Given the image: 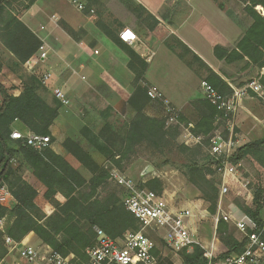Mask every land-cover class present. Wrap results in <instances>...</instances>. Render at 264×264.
<instances>
[{"label": "crops", "instance_id": "crops-1", "mask_svg": "<svg viewBox=\"0 0 264 264\" xmlns=\"http://www.w3.org/2000/svg\"><path fill=\"white\" fill-rule=\"evenodd\" d=\"M82 1L86 5L84 10H80L69 0H36L25 12L23 21L49 50L48 57L37 67V75L51 72L47 83H42L40 93L50 105L60 106L59 115L51 126L52 136L56 138V143L51 146L87 179L92 174L87 176L81 164L63 145L65 139L72 137L70 128L66 127L60 134L59 125L63 122L68 126L70 113L79 108L90 116L81 119L82 126H90L96 133L87 124L91 121V114L102 117L108 113L113 116L125 114V117L133 114L134 108L129 103V98L137 85L135 72L130 67L132 57L129 51H134L147 63L139 84L160 91L191 128L199 120L193 102L205 99L202 81L207 80L211 71L220 75L230 88L231 85H244L236 84L235 76L228 69L230 66H237L242 70L251 66H246V61L226 63L225 60L218 59L214 52L216 45L228 49L237 48L239 40L252 24L250 22L247 25L249 27L242 29L236 12L233 13L228 8L232 3L236 4L235 0ZM240 3L242 0L237 3V13H240ZM125 28L137 34L134 43H127L120 38V33ZM9 54L13 57L11 52ZM1 82L5 83L3 79ZM22 89L19 84L14 86L12 92L19 95ZM56 90L63 91L69 97V105L61 103L55 96ZM150 102L159 104L163 112H166L167 108L162 100L153 99ZM233 124L237 149L264 139V102L253 92L244 96L242 107L233 117ZM82 126L79 135L87 140ZM14 129L26 132L18 122ZM193 139L196 140V137L193 136ZM80 144L85 150H89L99 164L105 162L100 151L92 152L86 147L88 145L93 149L88 141H81ZM234 165L237 169L236 180L242 186V181L251 180L257 189H264V163L248 155ZM192 194L186 197L182 207L173 208L195 209L204 216L207 212L206 207L201 210L204 200L198 192ZM169 200L171 202V197ZM16 202L11 194L5 205L11 208ZM198 216L200 215L194 218ZM3 217L6 227L9 218L7 215ZM193 222L192 219L191 229L196 235L197 228L192 227ZM34 239L39 241L35 233L30 232L18 243L30 245L28 241ZM204 242L208 245L205 239ZM159 247L162 250L161 256L165 257L166 246ZM173 253L175 256L179 255Z\"/></svg>", "mask_w": 264, "mask_h": 264}, {"label": "trees", "instance_id": "trees-1", "mask_svg": "<svg viewBox=\"0 0 264 264\" xmlns=\"http://www.w3.org/2000/svg\"><path fill=\"white\" fill-rule=\"evenodd\" d=\"M30 1L26 10L36 0ZM243 1L246 4L245 11L253 19L252 24L239 40L237 48L228 49L216 45L214 52L218 59L225 60L226 63L246 61V66L259 69L264 66V16L255 9V6L261 5L264 8V0ZM11 2L12 0H0V21L4 23L0 39L5 48L12 53L15 61L23 65L39 50L42 40L23 20H20L11 10H7ZM129 53L132 57L130 67L135 72V84L137 85L134 94L129 98V103L136 108L137 114L125 123V128H120L113 123L106 125L108 130L116 132L113 138L122 144V149L113 151L103 141L102 134L91 132L87 138L110 162L109 166H102L72 139L67 138L63 143L67 151L91 172L90 179H87L68 159L52 148V139L48 146L39 150L28 145L26 138L11 136L15 130V123L18 122L26 132L52 137L51 126L59 115L60 106L50 105L41 95L42 81L39 75L32 74L23 81L21 84L23 89L19 95L12 92L14 86L8 88L0 79V187L4 183L7 184L6 181H10L11 189L9 190L17 201L16 205L11 208L0 203V217L9 212L13 218L9 225L0 229V259L4 258L9 251L5 246L7 236L16 242H21L30 232H34L44 244L62 255H75L84 261L87 260V250L96 243L95 227L103 229L111 238L122 237L129 230L139 229L138 220L126 208L122 197L116 192H110L102 197L100 188L107 183L112 169L118 166L120 169L123 167L122 161L127 159L134 145L148 141L158 148L169 146L172 144L171 139L178 137L180 124L168 130L165 128L167 117L159 118L146 114V106L151 101L149 88L139 83L143 79L147 63L134 51H129ZM3 62L0 57V75ZM207 81L219 92L231 91L227 82L214 71L209 73ZM261 82L264 84V77L261 78ZM193 104L199 114V120L192 131L195 135H203L204 141L209 145L207 135L214 128L218 110L206 98L196 100ZM178 120L179 122L184 121L181 114ZM183 148L195 157L201 151V146L193 148L183 146ZM18 155H21L22 162L31 169L32 174L45 188L44 192H40L16 174L13 160ZM248 155L264 163V139L240 146L230 160L237 164ZM166 162L170 163L168 160ZM170 164L176 166L175 163ZM214 165V158L208 156L203 163L192 159L178 166L190 183L200 187L210 204L209 212L212 214L217 212L220 194V188L216 186L214 180L208 177L216 171ZM153 183L159 184V188L163 185L161 180L154 178L148 183L142 180L138 186L148 188L146 184L152 186ZM229 183L230 187L239 188V183L235 180L232 179ZM84 188H89V191L83 192ZM240 192L242 193L243 190L237 191V193ZM263 196L264 189L258 188L253 200L254 209L236 203L234 208L237 211L251 214L259 220L260 201ZM228 226L229 223L224 220L217 225L218 233L226 235L222 238L226 250L220 252L217 255L218 258L240 253L247 244V238H237L232 233L228 234ZM161 251L159 249L157 253ZM204 253V248L198 244H193L191 250L184 248L178 252L182 264H208V258ZM163 263L172 264L168 262V257L161 256L160 264Z\"/></svg>", "mask_w": 264, "mask_h": 264}, {"label": "built area", "instance_id": "built-area-1", "mask_svg": "<svg viewBox=\"0 0 264 264\" xmlns=\"http://www.w3.org/2000/svg\"><path fill=\"white\" fill-rule=\"evenodd\" d=\"M80 10H84L86 5L82 0H69ZM264 15V12H262ZM120 38L127 43H134L137 34L125 28L120 33ZM49 50L46 44H41L39 50L24 63V68L31 74L37 75L38 65L48 57ZM51 73H44L40 79L46 84ZM264 77V66L261 68L258 77L247 81L242 86L231 85L228 93L219 92L207 80L202 81V89L206 99L216 106L218 114L217 122L224 120L226 131L215 129L209 137V152L215 160L214 168L221 179L220 194L216 215L214 220L216 225L221 220L234 224L243 238H247V244L240 253L231 254L225 258H218L215 245L202 244L206 250L205 256L208 264H264V196L261 199L260 219L235 208H224V198L229 192L228 179L230 176L237 178L236 166L230 160L237 149L235 140V126L233 117L242 107L244 96L253 92L264 101V84L261 78ZM149 96L152 99L162 100L166 106L167 122H177L179 111L172 106L163 94L155 88H150ZM55 96L62 104L70 102L69 97L60 90L55 91ZM228 135H225V133ZM13 138H26L27 144L43 149L49 145L51 137L49 135L36 134L33 132H22L14 130L11 134ZM203 135H198L197 140L203 139ZM111 178L125 189L127 195L124 199L126 208L135 216L139 223L138 230H129L122 237L111 238L103 229L95 227L96 243L87 250V260L75 255L64 256L60 252L47 247L44 255L48 264H160L162 253H157L158 245L151 237L152 232H164L166 248L178 253L180 250L193 244H199L194 237L190 221L196 215H201V211L195 209H175L164 194H158L148 188H140L133 180L127 178L118 169L111 170ZM249 181H242L243 186H247ZM11 192L6 183L0 187V203L5 204ZM198 210V209H197ZM0 228L4 229V217H0ZM6 242L12 249H17L20 256L34 262L38 259L39 252L32 245H22L14 241L10 236L6 237Z\"/></svg>", "mask_w": 264, "mask_h": 264}, {"label": "rangeland", "instance_id": "rangeland-1", "mask_svg": "<svg viewBox=\"0 0 264 264\" xmlns=\"http://www.w3.org/2000/svg\"><path fill=\"white\" fill-rule=\"evenodd\" d=\"M236 4H231L229 5L230 10L232 12H236V15L239 17V22L241 24L242 29H246L247 25H249L250 22H253V19L251 16L245 11V3L242 0V3H240V13H237V3H239L240 0H235ZM30 0H12L11 4L7 6V10H11L14 14L17 15V17L20 18V20H23L24 14L27 11L26 7L30 4ZM229 2V1H228ZM261 6V5H258ZM258 6H255V9L262 15H263V10L259 9ZM31 7V6H30ZM231 13V11H230ZM232 14V13H231ZM7 18V16H5ZM1 20V18H0ZM4 26V23H1L0 21V38L3 32L1 31V28ZM4 35L7 36V33L4 32ZM43 44V43H42ZM11 55L9 54L7 48L3 46L1 39H0V57L4 61L3 67H2V75H0V79L4 80V84L9 88L12 86H17L19 84H22L23 81L27 80L32 74L29 73L25 68L24 64L20 65V63L16 62L14 57H10ZM241 66V65H240ZM229 72L232 73L233 76H235V81L236 84L241 85L245 84L247 81L258 77L260 74V70L257 69L256 67H249L245 69H239L237 66H230L229 67ZM45 73H51V72H45ZM42 75H39L41 77ZM148 88V86H147ZM153 101V99H151ZM262 102H264L262 100ZM65 105V104H64ZM66 105H69L66 104ZM145 112L149 116H155L159 118H165L167 116V112H163L159 104L149 102L146 106ZM124 113V112H123ZM87 113L84 112L81 108L78 110L75 109V112L72 111L70 113L71 118H69V124L66 126L65 123L62 122L59 125V133L62 134L60 131L66 130V127L70 128L69 133L72 137H69L74 141V143H77L85 152H87L90 156L91 153L89 150H85V148L80 144L81 141L83 142H89L92 146L93 149L90 146L91 151H95L99 149L94 146L91 141L87 138L85 140L84 136L82 137L80 134V128L82 126V118H90L89 115H86ZM137 114L136 108L133 110V114H129L128 117H125V114H120V115H112L110 113L104 115L103 117L98 115V114H91V121L87 123L88 125H91L99 134L103 135V141L107 143L108 146H110L113 151L114 150H120L122 149V144L117 141L113 136L116 134V132H112L107 129L106 125L110 124H117L120 128H125L126 122L129 119V121L135 117ZM156 114V115H154ZM166 118V129H170L173 126H177L180 124L179 128V135L176 139H171L172 144L163 148H158L152 144H150L148 141H145L143 143H140L139 145H134L133 148L131 149V152L128 153L127 159L122 161L123 167L120 169L118 167V170L122 174H124L127 178H130L133 180L137 185L142 182H149L150 180L157 178L162 181L163 185L161 188H159V184L153 183L152 186L146 184L148 186V189L157 192L158 194H164L165 198L168 200L170 205L172 207H182L183 201L186 199V197L193 195L192 193L198 192L200 194V198L204 200V203H202V208L201 210L207 208V212L204 216H198L193 218L194 222L192 223V227L197 228L196 235H194L195 239L201 243V247H203L202 244H206L204 242V239L208 242L209 244L215 245V250L217 255L220 252H224L226 250V246L223 243L222 238L226 236L224 233H218L217 231V225L214 220L215 214H212L209 212V206L204 193L198 188L196 185L190 183L187 179V177L183 174V172L178 168V166L185 164L189 162L192 159H196L197 161L199 160L201 163H203L204 159H207L208 156L210 157V152H209V145L204 141L205 138L201 140H194L193 136L196 138L195 133L192 131V128L189 126V123H186L185 121H180L177 122H167ZM226 125L227 123L222 120L220 122L214 123V128L213 130L207 135V137H211L215 129H221L226 131ZM22 131V130H20ZM191 131V134H189ZM24 132V131H23ZM82 132L84 133L85 137H88L91 132H94L91 130L90 126H82ZM121 134H123V130H121ZM96 133V132H94ZM83 135V134H82ZM225 135H228L226 132ZM52 136V135H51ZM78 136V137H77ZM74 137H76L74 139ZM80 137V138H79ZM52 139V144L56 143V138L51 137ZM193 139L194 141H191ZM66 140V139H65ZM80 140V141H79ZM64 143V142H63ZM183 146H188V147H195V146H201V151L196 155L191 154L190 151L185 150ZM70 153V152H69ZM73 155V154H72ZM74 156V155H73ZM104 157L105 162L101 164L102 166H109L110 162L107 159L105 155H101ZM75 157V156H74ZM76 158V157H75ZM76 160L81 164L82 170H84L85 174L87 176H91V172L81 163L80 160L76 158ZM107 160V162H106ZM169 161L170 163H175L176 166L171 165L170 163H167L166 161ZM22 157L21 155H18L17 157L14 158L13 164H14V169L16 171V174L20 175L23 177L27 182H29L31 185H33L35 188H37L40 192H44L45 188L40 184V182L37 180V178L32 174L31 169L26 167V165L22 162ZM209 163V161H206V163ZM148 165H153L155 169L151 172L143 173L144 170ZM117 166V165H116ZM236 166V165H235ZM210 179L215 181L216 186L220 188L221 185V179L219 174L217 172H213L208 176ZM13 179V177L11 178ZM236 180V178L230 176L228 179V187H229V192L224 198V208L226 210L229 209V207L234 206V204H240L243 207H249L254 209V196L255 193L257 192V186L254 185V183L250 180L247 186H242L239 182L238 186L239 188L236 187H230V181ZM8 188L11 189L10 181H6ZM161 189V190H160ZM236 189V190H235ZM241 189L243 192L237 193V191ZM84 191H89V188H84L82 190ZM236 191V192H235ZM110 192H116L118 195H120L124 201L127 192L125 189L121 186H119L114 179L110 178L108 179L107 183L100 188V195L102 197L107 196L108 193ZM169 197H171V202L169 200ZM174 204H173V203ZM7 203V202H6ZM5 203V204H6ZM234 203V204H233ZM3 204V205H5ZM235 204V205H236ZM6 206V205H5ZM7 207V206H6ZM9 208V207H8ZM205 211V210H204ZM7 217L9 218L7 225L10 224L11 222V215L9 212H7ZM5 228V226H4ZM1 229V228H0ZM227 233L230 234L232 233L234 236L237 238H242V234L238 231V229L235 227L234 224H229ZM151 237L154 239L156 244L159 246H165V240H164V232H152ZM30 245L34 246L38 252V259L34 262H30L29 260L22 258L19 254V252L15 249L12 250L11 246L7 244L6 239H5V246L8 247L9 251L8 254L0 259V264H48L45 258H41L42 255H44L45 250L47 249L48 245L44 244L40 239L38 240H30L28 241ZM197 244V243H196ZM160 248V247H159ZM187 250H191L192 248L186 247ZM204 248V247H203ZM12 250V252H10ZM167 252V255L165 257H168V262H172V264H182V259L181 257L175 256L174 251L172 250H167L166 248L164 249ZM204 252L206 253V250L204 248ZM204 253V254H205ZM172 260H171V259ZM174 260V261H173ZM164 262H167V260H164ZM164 264V263H163Z\"/></svg>", "mask_w": 264, "mask_h": 264}, {"label": "water", "instance_id": "water-1", "mask_svg": "<svg viewBox=\"0 0 264 264\" xmlns=\"http://www.w3.org/2000/svg\"><path fill=\"white\" fill-rule=\"evenodd\" d=\"M155 169L153 165H148L143 173L151 172Z\"/></svg>", "mask_w": 264, "mask_h": 264}, {"label": "bare ground", "instance_id": "bare-ground-1", "mask_svg": "<svg viewBox=\"0 0 264 264\" xmlns=\"http://www.w3.org/2000/svg\"><path fill=\"white\" fill-rule=\"evenodd\" d=\"M258 8L261 9V6H258ZM261 10H263V12H264V9L263 8Z\"/></svg>", "mask_w": 264, "mask_h": 264}]
</instances>
